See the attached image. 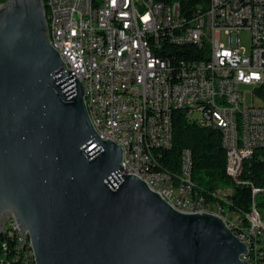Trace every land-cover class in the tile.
<instances>
[{
    "label": "built area",
    "instance_id": "obj_1",
    "mask_svg": "<svg viewBox=\"0 0 264 264\" xmlns=\"http://www.w3.org/2000/svg\"><path fill=\"white\" fill-rule=\"evenodd\" d=\"M46 12L54 48L85 87L97 132L122 147L127 173L181 212L223 217L243 242L256 245L242 259L264 264V188L247 185L251 211L228 217L222 204L200 194L190 149L182 152L179 175L156 164V150L173 146L164 126L170 101H191L187 118L220 131L227 173L238 184L246 185L248 162L263 160L261 152H242L241 142L264 144V0H187L185 16L176 15L174 0H46ZM245 29L250 49L241 42ZM166 62L174 69L166 70ZM203 95H214V104L202 103ZM238 108L249 113L248 136L236 130ZM218 192L233 190L213 196ZM25 241L23 248L9 217L0 233V264H37L28 235Z\"/></svg>",
    "mask_w": 264,
    "mask_h": 264
},
{
    "label": "water",
    "instance_id": "obj_2",
    "mask_svg": "<svg viewBox=\"0 0 264 264\" xmlns=\"http://www.w3.org/2000/svg\"><path fill=\"white\" fill-rule=\"evenodd\" d=\"M85 87L51 43L45 0L0 7V233L14 217L37 264H248L211 212H181L128 174Z\"/></svg>",
    "mask_w": 264,
    "mask_h": 264
},
{
    "label": "trees",
    "instance_id": "obj_3",
    "mask_svg": "<svg viewBox=\"0 0 264 264\" xmlns=\"http://www.w3.org/2000/svg\"><path fill=\"white\" fill-rule=\"evenodd\" d=\"M185 1L187 0H182L183 16H185ZM172 125L173 146L157 152V164L174 175H179L182 152L185 149H190L193 159V181L200 194L204 195L208 202L218 201L219 204H222V209H227L230 217H237V211L250 212L252 190L247 185L255 184L264 188V158L248 162L242 176V179L246 180V185L238 184L227 173L226 151L222 145L220 131L205 128L190 121L186 111L183 110L174 111ZM242 152H261L264 156V147L242 150ZM226 188L232 189V194L218 192L216 197L213 196L217 190Z\"/></svg>",
    "mask_w": 264,
    "mask_h": 264
},
{
    "label": "bare ground",
    "instance_id": "obj_4",
    "mask_svg": "<svg viewBox=\"0 0 264 264\" xmlns=\"http://www.w3.org/2000/svg\"><path fill=\"white\" fill-rule=\"evenodd\" d=\"M46 4V0H45ZM174 10H176L177 16H183L182 14V0H174ZM47 20H48V12H46ZM51 43L54 46V42H52V34H50ZM173 62H166V70H173ZM202 103L204 104H214V95H203L202 96ZM89 116L92 120V113L89 111ZM191 109V101H170L167 102L166 105V116H164V126H167V131L173 132V125H172V116L175 110H183L186 111ZM248 120H249V113H247L246 108H238V119H236V130H239V135L241 136H248ZM264 144H251L248 142H241V150H251L255 148H262ZM159 150H156V154ZM157 164V159H156ZM173 207H175V202H168ZM199 212H207V210H199ZM228 217H230L228 215ZM233 217V216H232ZM233 232L239 237L241 240V234H237V231L234 230L232 225H228ZM29 242H31L29 238ZM249 253H256V245L253 243H246ZM33 249V248H32Z\"/></svg>",
    "mask_w": 264,
    "mask_h": 264
},
{
    "label": "rangeland",
    "instance_id": "obj_5",
    "mask_svg": "<svg viewBox=\"0 0 264 264\" xmlns=\"http://www.w3.org/2000/svg\"><path fill=\"white\" fill-rule=\"evenodd\" d=\"M240 37H241V42H242V45L247 48V49H250L251 48V32L250 30L248 29H245L243 30L241 33H240ZM223 38H224V41H226V38L225 36L223 35ZM253 88H250V90H252ZM194 117L195 118H200V114L198 112H196L194 114ZM262 195L259 196V200H262Z\"/></svg>",
    "mask_w": 264,
    "mask_h": 264
}]
</instances>
